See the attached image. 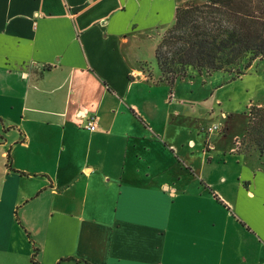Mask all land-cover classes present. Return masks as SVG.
Instances as JSON below:
<instances>
[{"label": "crops", "instance_id": "0c3cea01", "mask_svg": "<svg viewBox=\"0 0 264 264\" xmlns=\"http://www.w3.org/2000/svg\"><path fill=\"white\" fill-rule=\"evenodd\" d=\"M199 1L0 0V264H264V158L196 121L180 140L158 80Z\"/></svg>", "mask_w": 264, "mask_h": 264}, {"label": "trees", "instance_id": "16d2710c", "mask_svg": "<svg viewBox=\"0 0 264 264\" xmlns=\"http://www.w3.org/2000/svg\"><path fill=\"white\" fill-rule=\"evenodd\" d=\"M154 57L158 80L169 85L212 71L240 76L255 60L264 61V0H202L177 7ZM258 108L254 107V114ZM262 117L261 123L256 122L258 136L246 135L264 158V113Z\"/></svg>", "mask_w": 264, "mask_h": 264}, {"label": "rangeland", "instance_id": "374dc122", "mask_svg": "<svg viewBox=\"0 0 264 264\" xmlns=\"http://www.w3.org/2000/svg\"><path fill=\"white\" fill-rule=\"evenodd\" d=\"M198 3H202V0L192 4L198 5ZM196 15H199V12H196ZM213 15L218 18V14ZM168 27L161 31L159 41ZM143 70L146 74L152 75L153 67L146 64ZM173 85L183 99L179 105L180 140L188 139L189 134L186 135V133L189 128L193 130L192 137L197 140L199 135L193 127V121H196L203 124L206 129L214 123L219 124V130H214L213 135L220 138L222 134H227L222 138H226L228 142L231 139V146L235 150L253 146L252 140L248 139L246 134L249 132L252 139L256 138L259 134L256 131L258 130L256 122L261 123L263 120L264 111L261 110L264 108L263 60L252 62L240 76L212 71L179 78L173 82ZM254 107H260L255 112L256 115ZM250 109H252L251 112ZM262 135L264 136V133ZM216 140L212 141L216 142ZM260 162L264 166V160ZM227 168L222 161L211 163L209 166V169L216 171Z\"/></svg>", "mask_w": 264, "mask_h": 264}, {"label": "built area", "instance_id": "2783aa9c", "mask_svg": "<svg viewBox=\"0 0 264 264\" xmlns=\"http://www.w3.org/2000/svg\"><path fill=\"white\" fill-rule=\"evenodd\" d=\"M79 116L80 117H82V118H85L86 119V122H85V127L88 129V130H94L95 129V123H96V118H95V116L94 115H92V114H87V113H85V112H80L79 111ZM221 115H223V114H221ZM219 124H216V123H214V124H212L211 126H209L208 127V132L209 131H214V130H219Z\"/></svg>", "mask_w": 264, "mask_h": 264}]
</instances>
